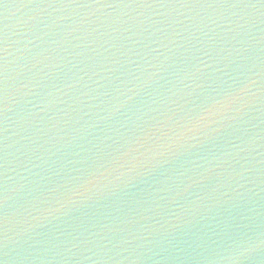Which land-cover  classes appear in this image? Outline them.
Returning <instances> with one entry per match:
<instances>
[{
    "label": "water",
    "instance_id": "water-1",
    "mask_svg": "<svg viewBox=\"0 0 264 264\" xmlns=\"http://www.w3.org/2000/svg\"><path fill=\"white\" fill-rule=\"evenodd\" d=\"M5 2L0 264H264L260 0Z\"/></svg>",
    "mask_w": 264,
    "mask_h": 264
},
{
    "label": "snow or ice",
    "instance_id": "snow-or-ice-1",
    "mask_svg": "<svg viewBox=\"0 0 264 264\" xmlns=\"http://www.w3.org/2000/svg\"><path fill=\"white\" fill-rule=\"evenodd\" d=\"M119 4V0H113V3H102L100 6H107V7H112V6H118ZM260 4L262 6H264V0H260ZM0 6H6V2L5 0H0ZM27 6V4H25V7ZM136 6H146V7H150L152 6V4H149L146 2V0H140L139 3H136ZM190 6H202L200 4V0H191V5ZM211 6V5H209ZM241 6H247V7H255V4H242ZM3 15L0 14V17H2Z\"/></svg>",
    "mask_w": 264,
    "mask_h": 264
}]
</instances>
